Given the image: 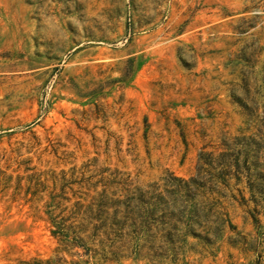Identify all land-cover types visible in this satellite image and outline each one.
<instances>
[{"label": "rangeland", "instance_id": "obj_1", "mask_svg": "<svg viewBox=\"0 0 264 264\" xmlns=\"http://www.w3.org/2000/svg\"><path fill=\"white\" fill-rule=\"evenodd\" d=\"M260 137L264 0H0V264H264L245 179L212 195L234 229L176 255L99 237L86 253L50 222L86 225L105 187L188 179L203 147Z\"/></svg>", "mask_w": 264, "mask_h": 264}, {"label": "trees", "instance_id": "obj_2", "mask_svg": "<svg viewBox=\"0 0 264 264\" xmlns=\"http://www.w3.org/2000/svg\"><path fill=\"white\" fill-rule=\"evenodd\" d=\"M260 138L262 142L251 139L241 148L225 143L226 150L218 154L203 147L195 175L188 179L170 173L161 184L143 187L126 179L116 183L121 186L119 194L116 190L108 193L105 187L86 208V225L66 227L51 219V234L64 247L83 248L86 253L91 249L85 246L84 238L99 237L100 244L111 249L118 245L117 249L126 248L145 257L182 253L190 245L189 237L213 244L226 226L234 229L222 202L213 194L224 197L222 189H229L231 179H245L254 202L264 201V159L260 162L264 137ZM237 191L244 200L243 190ZM253 212V220L259 222V211L255 208Z\"/></svg>", "mask_w": 264, "mask_h": 264}]
</instances>
